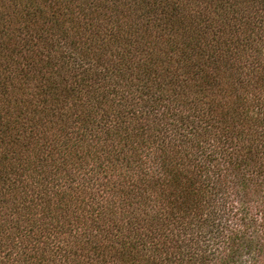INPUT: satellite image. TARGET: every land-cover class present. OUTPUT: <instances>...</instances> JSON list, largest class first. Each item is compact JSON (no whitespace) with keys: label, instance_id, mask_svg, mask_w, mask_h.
I'll list each match as a JSON object with an SVG mask.
<instances>
[{"label":"trees","instance_id":"trees-1","mask_svg":"<svg viewBox=\"0 0 264 264\" xmlns=\"http://www.w3.org/2000/svg\"><path fill=\"white\" fill-rule=\"evenodd\" d=\"M264 0H0V264H263Z\"/></svg>","mask_w":264,"mask_h":264},{"label":"rangeland","instance_id":"rangeland-1","mask_svg":"<svg viewBox=\"0 0 264 264\" xmlns=\"http://www.w3.org/2000/svg\"><path fill=\"white\" fill-rule=\"evenodd\" d=\"M263 264H264V259H263Z\"/></svg>","mask_w":264,"mask_h":264}]
</instances>
